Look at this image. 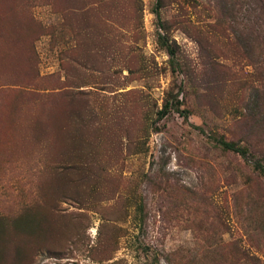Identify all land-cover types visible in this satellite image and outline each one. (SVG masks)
<instances>
[{
	"label": "rangeland",
	"instance_id": "1",
	"mask_svg": "<svg viewBox=\"0 0 264 264\" xmlns=\"http://www.w3.org/2000/svg\"><path fill=\"white\" fill-rule=\"evenodd\" d=\"M253 28L264 0H0V264H264Z\"/></svg>",
	"mask_w": 264,
	"mask_h": 264
},
{
	"label": "trees",
	"instance_id": "2",
	"mask_svg": "<svg viewBox=\"0 0 264 264\" xmlns=\"http://www.w3.org/2000/svg\"><path fill=\"white\" fill-rule=\"evenodd\" d=\"M154 13L156 15V18L159 21V14H158V9H157V5L154 8ZM160 40H163V38L160 36L159 37ZM165 46L166 52L168 53L169 57L172 58L173 56V49L170 46V44H166V42H162ZM261 43V47L262 50L264 49V30L261 31V34L256 30V28L252 29V34H251V48H256L258 47V45ZM259 63H263L264 64V57H262L261 59H259L258 61ZM258 74V75H257ZM256 74V79H264V72L262 70H258ZM176 94L175 95H168L164 102L162 103L161 107L159 108V110H157L156 112V117L157 119H161L162 117H164L168 112L170 111H176L178 113H182L183 110L181 108H179V100L176 98ZM219 145L226 150H230L233 152H236L240 155H244L247 152V149L236 144L233 141H225V140H219L218 141ZM256 168L260 171L264 173V165L258 164L256 166Z\"/></svg>",
	"mask_w": 264,
	"mask_h": 264
}]
</instances>
